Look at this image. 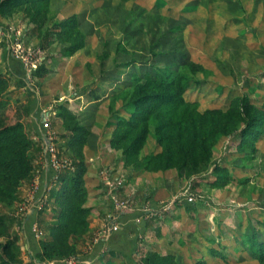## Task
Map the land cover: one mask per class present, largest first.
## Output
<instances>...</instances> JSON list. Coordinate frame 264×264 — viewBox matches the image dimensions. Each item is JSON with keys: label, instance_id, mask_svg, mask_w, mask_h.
Masks as SVG:
<instances>
[{"label": "rangeland", "instance_id": "rangeland-1", "mask_svg": "<svg viewBox=\"0 0 264 264\" xmlns=\"http://www.w3.org/2000/svg\"><path fill=\"white\" fill-rule=\"evenodd\" d=\"M50 9L37 18L23 10L0 14V73L9 69L11 53L24 59L27 74L21 84L27 88L13 87L11 100H25L33 90L38 111L50 117L58 157L71 162L72 172L79 168L76 162L85 163L90 224L77 236L79 255L67 263L264 264L244 241L246 234L264 240V119L257 137L242 144L237 136L219 139L210 169L192 177L177 168H151L148 160L163 150L155 125L143 143L137 137L113 142L123 125L115 116L129 117L117 94L165 67L187 74L191 85L185 96L201 111L228 110L245 96L264 111V0H50ZM66 21L75 22L73 38L84 35V47L71 55L64 53L70 37L54 29ZM47 32L53 36L43 47ZM41 64L47 73L34 76ZM65 108L74 120L62 118ZM75 122L88 132L61 147L62 133ZM168 130L172 125L164 136ZM38 177L39 172L8 209L15 218L11 233L25 264H53L55 259L37 258L24 233L27 216L38 206L45 222L37 216V239L48 237L45 223L64 201L55 205L58 197L51 196L61 187L56 177L36 198ZM125 209L145 212L136 223L152 219L139 236L136 227L126 231L119 223ZM115 230L137 240L128 247L133 251L128 258H102ZM101 240L105 244L95 259L84 257Z\"/></svg>", "mask_w": 264, "mask_h": 264}, {"label": "trees", "instance_id": "trees-1", "mask_svg": "<svg viewBox=\"0 0 264 264\" xmlns=\"http://www.w3.org/2000/svg\"><path fill=\"white\" fill-rule=\"evenodd\" d=\"M21 10L35 18L39 15L45 16L51 10L50 0H0V14ZM74 27V21L58 23L54 27L58 33H67L70 37L67 39L71 40V44L64 48L66 55H71L84 47V35L82 39L72 37ZM52 34L53 32L45 34L43 47H47ZM8 60L9 69L0 73V236L1 232L5 231L7 237L5 240L0 238V264H25L20 257L21 250L17 244V236L12 237L11 228L15 218L8 209L20 199L24 187L34 180L37 160L50 158V154L46 150L44 140L37 139L38 132L34 129L35 125L31 120L32 111L38 107V99L32 96L34 91L28 89L29 96L25 100L18 99L14 102L11 100L12 88L23 85L21 81L27 74L26 64L22 58L12 53ZM31 73L34 76H44L47 67L41 64ZM190 85L191 80L186 73H175L165 67L156 71L154 75L147 76L145 82H138L120 90L117 95L123 99L124 111L129 117L115 116L123 125L120 133L113 138L114 144L121 138L135 137L138 142L143 143L149 126L155 125L161 134L163 150L150 157L148 161L151 168L158 171L177 168L192 177L210 169L213 162L212 147L222 137L237 136L241 144L257 137L260 120L264 119V111L252 104L247 96L234 99L228 110L201 111L198 102L189 101L185 96ZM89 97L95 99L99 96ZM40 113L38 111V115ZM60 115L71 120L76 117L67 108L64 112H60ZM41 119L43 120L42 117ZM169 125H172V130H168L169 134L164 136L162 131L167 134ZM68 128L69 132L61 135L66 139L61 147H69L76 140L80 141L88 132L85 126L76 122L68 125ZM124 151L129 152L126 148ZM76 165L79 168L75 172L65 170L59 175L58 183L61 187H56L51 192V196L58 197L55 205L61 202L63 197L64 201L59 203V207H54L58 213L52 222L45 223L48 237L37 240L33 230L37 216L40 214L38 207L36 213L25 220L24 225L30 238L35 242V246L38 245L35 255L41 262L55 259L63 262L61 264H68L67 259L79 255L77 236L84 235L88 230L91 209L85 205L87 197L83 177L86 171L85 163L76 162ZM52 171L54 176L56 171L53 167ZM144 214L142 210L125 209L120 214L119 223L125 226L126 231L136 227L139 236L152 222V219H144L143 225L136 223V219ZM38 218L40 222H45L41 216ZM114 232V237L110 240V250L102 258L106 255L128 258L133 252L129 251L128 247L136 245L137 240L128 239L125 232L120 230ZM71 235L77 239L70 241ZM120 235L125 236L126 241L118 240ZM244 241L254 256L264 262V240H260L256 234H246ZM104 244L105 240H101L96 244L94 253L86 254L84 257L94 259Z\"/></svg>", "mask_w": 264, "mask_h": 264}, {"label": "crops", "instance_id": "crops-1", "mask_svg": "<svg viewBox=\"0 0 264 264\" xmlns=\"http://www.w3.org/2000/svg\"><path fill=\"white\" fill-rule=\"evenodd\" d=\"M23 79H24V77H23ZM15 88H27V87H25L24 85H21V87H15ZM38 110H40V109L36 108V109H34L32 111L31 120L34 122V125L36 127V128L34 127V129L38 132L37 133V138L38 139L39 138L43 139L44 143L47 144L46 131L42 127V121L43 120L41 119V117L42 118L44 117L43 116L44 112L40 113L38 115ZM44 159H42L41 161L38 160V162H42V165H39V167L37 166V168H39V169L36 170V171L39 172V177H38V179H39V187H38V190L36 192V198H41L43 196L44 192L46 191V189L50 185L51 181L55 178V175L53 176L52 166L49 163V158L46 157V159L45 160ZM36 208H37V206L34 208L33 212L27 216V218L29 216H31L32 214L36 213ZM24 228H25L24 233H25L26 242L29 245L30 250H32L33 253L35 254L36 250H38V245L35 246V242H33L32 239L30 238V236L28 234V231L26 230L25 225H24ZM94 259H92V260H94ZM61 263H63V262H59V261L55 260L53 264H61Z\"/></svg>", "mask_w": 264, "mask_h": 264}, {"label": "built area", "instance_id": "built-area-1", "mask_svg": "<svg viewBox=\"0 0 264 264\" xmlns=\"http://www.w3.org/2000/svg\"><path fill=\"white\" fill-rule=\"evenodd\" d=\"M14 55L17 56L16 54H14ZM18 57H20V56H18ZM20 58H22V57H20ZM43 128L46 131V139H47L46 150L50 154L49 163L53 167V169L56 171L55 177H56V179H58L59 175L63 171L68 170L71 162H69L68 160H63V159L58 157V150H57V146L55 145L56 135L51 130L52 125H51L49 116L43 117ZM33 230L36 233V235H38V232L35 228V224H34Z\"/></svg>", "mask_w": 264, "mask_h": 264}]
</instances>
